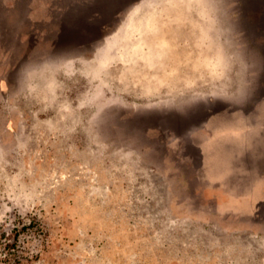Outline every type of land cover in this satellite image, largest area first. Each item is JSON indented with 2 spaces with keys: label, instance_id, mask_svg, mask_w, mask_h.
<instances>
[{
  "label": "rangeland",
  "instance_id": "374dc122",
  "mask_svg": "<svg viewBox=\"0 0 264 264\" xmlns=\"http://www.w3.org/2000/svg\"><path fill=\"white\" fill-rule=\"evenodd\" d=\"M1 75L0 264H264L163 162L264 101V0H0Z\"/></svg>",
  "mask_w": 264,
  "mask_h": 264
},
{
  "label": "crops",
  "instance_id": "0c3cea01",
  "mask_svg": "<svg viewBox=\"0 0 264 264\" xmlns=\"http://www.w3.org/2000/svg\"><path fill=\"white\" fill-rule=\"evenodd\" d=\"M31 61L23 58L22 67ZM0 88H7L2 75ZM170 143L163 162L183 191L178 210L203 225L264 238V101L216 111Z\"/></svg>",
  "mask_w": 264,
  "mask_h": 264
}]
</instances>
